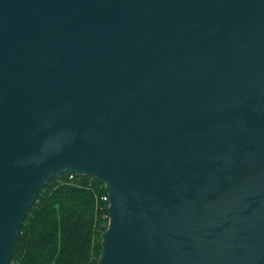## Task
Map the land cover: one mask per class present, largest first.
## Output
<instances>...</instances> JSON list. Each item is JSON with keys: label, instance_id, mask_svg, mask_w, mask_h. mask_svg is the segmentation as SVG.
<instances>
[{"label": "water", "instance_id": "water-1", "mask_svg": "<svg viewBox=\"0 0 264 264\" xmlns=\"http://www.w3.org/2000/svg\"><path fill=\"white\" fill-rule=\"evenodd\" d=\"M65 173L96 264H264V0H0V264Z\"/></svg>", "mask_w": 264, "mask_h": 264}, {"label": "trees", "instance_id": "trees-1", "mask_svg": "<svg viewBox=\"0 0 264 264\" xmlns=\"http://www.w3.org/2000/svg\"><path fill=\"white\" fill-rule=\"evenodd\" d=\"M65 173L28 207L8 264H96L108 224L104 184Z\"/></svg>", "mask_w": 264, "mask_h": 264}, {"label": "built area", "instance_id": "built-area-1", "mask_svg": "<svg viewBox=\"0 0 264 264\" xmlns=\"http://www.w3.org/2000/svg\"><path fill=\"white\" fill-rule=\"evenodd\" d=\"M69 176L72 177L73 175L70 174ZM101 199H102L103 201H108V196H107V194L103 195V196L101 197ZM107 204H108V203H107Z\"/></svg>", "mask_w": 264, "mask_h": 264}]
</instances>
